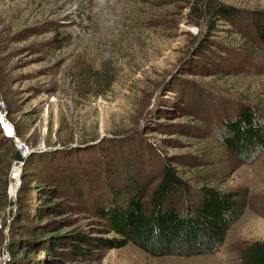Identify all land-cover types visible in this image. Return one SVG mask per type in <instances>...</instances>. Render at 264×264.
<instances>
[{
	"label": "rangeland",
	"instance_id": "rangeland-1",
	"mask_svg": "<svg viewBox=\"0 0 264 264\" xmlns=\"http://www.w3.org/2000/svg\"><path fill=\"white\" fill-rule=\"evenodd\" d=\"M212 1L231 20L211 26ZM252 23L264 24V0H0V101L34 149L26 167L72 181L57 191L58 211L38 217L36 194L18 222L48 226L59 241L41 239L24 264H244L264 242V148L242 159L222 138L244 109L264 120V48ZM166 166L185 182L168 196L180 212L204 187L236 194L240 216L217 251L114 246L123 237L100 211L126 207L138 189L149 209ZM23 169L11 188L12 164L9 203ZM14 213L9 205L0 216V264H17L7 251Z\"/></svg>",
	"mask_w": 264,
	"mask_h": 264
},
{
	"label": "trees",
	"instance_id": "trees-1",
	"mask_svg": "<svg viewBox=\"0 0 264 264\" xmlns=\"http://www.w3.org/2000/svg\"><path fill=\"white\" fill-rule=\"evenodd\" d=\"M205 12L207 16L203 17L208 19V23L212 22L211 26L214 20H231L229 10L213 1ZM251 28L258 35L259 42L264 48V24L259 23L255 26L252 23ZM257 118L264 124V120H261L257 113L255 117L252 109L247 108L239 114L235 122L226 124L222 143L238 158L251 159L256 151L264 148V125L262 123L258 125L255 121ZM15 154L16 147L0 131V216L7 213L9 206L7 193L9 172ZM33 155L28 156L24 163V182L15 202V213L10 218L12 224L9 229L13 232L7 251L10 260L16 261L17 264L31 261L29 255L35 250L36 245H39L41 239H49L50 244L59 243L52 236L47 237L48 226L41 227L37 224L29 229L26 224H18L20 221L30 219L32 214L28 210V205L35 204L36 194L38 197L43 195L39 199L43 207L37 215L40 218L47 217L49 212L58 211L55 208L57 191L72 185V181L64 173L57 177L53 174L47 176L29 170L26 166L33 160ZM184 185L185 182L177 176V172L171 166H166L149 201L151 205L149 209L142 201L144 200L140 195L142 190L138 189L137 194L129 200L126 207L113 204L112 207L101 210L100 215L107 219L113 229L123 237L122 241L114 240L117 243L114 246L124 245L128 239L137 247L156 256L169 254L192 256L217 251L231 225L240 216V202L235 197L236 194H222L218 190L204 187L201 199L196 204L186 206L184 212H180L170 202L168 203V196L173 189ZM33 205L30 207L33 208ZM33 214L35 215L36 212ZM14 230L17 233H14ZM22 235L26 237L20 238ZM99 240V248L104 245L112 246L111 240ZM78 251L74 254L82 255ZM243 263L264 264V242L252 244L243 257Z\"/></svg>",
	"mask_w": 264,
	"mask_h": 264
},
{
	"label": "built area",
	"instance_id": "built-area-1",
	"mask_svg": "<svg viewBox=\"0 0 264 264\" xmlns=\"http://www.w3.org/2000/svg\"><path fill=\"white\" fill-rule=\"evenodd\" d=\"M0 131L2 132V134L5 135L6 138L11 140L14 146L16 147V149L19 148L26 157H28L29 154H31L34 151V149L30 148L25 142H22V140L16 136L15 128L8 119L7 107L5 102L3 101H0ZM13 162L14 163H13L12 178L15 179V182L14 184H12L11 188L13 187V185H15V183L18 182L17 178L19 176V173H21V170L23 169V165H24L22 162H17V161H13ZM19 186H20V182H18V188ZM10 194L11 196H13L11 189H10Z\"/></svg>",
	"mask_w": 264,
	"mask_h": 264
},
{
	"label": "water",
	"instance_id": "water-1",
	"mask_svg": "<svg viewBox=\"0 0 264 264\" xmlns=\"http://www.w3.org/2000/svg\"><path fill=\"white\" fill-rule=\"evenodd\" d=\"M26 158L27 157L22 153V151L19 148H17L16 149V154L14 156V161L22 162L24 164L25 161H26ZM9 205H10L11 208L15 205L14 198L11 197ZM11 212H12V210H11Z\"/></svg>",
	"mask_w": 264,
	"mask_h": 264
},
{
	"label": "bare ground",
	"instance_id": "bare-ground-1",
	"mask_svg": "<svg viewBox=\"0 0 264 264\" xmlns=\"http://www.w3.org/2000/svg\"><path fill=\"white\" fill-rule=\"evenodd\" d=\"M220 124V123H219ZM12 191V195H15L16 196V192H15V190L13 189V190H11Z\"/></svg>",
	"mask_w": 264,
	"mask_h": 264
}]
</instances>
